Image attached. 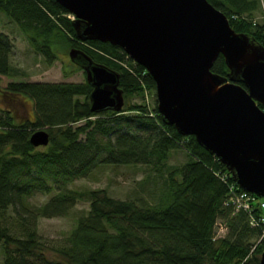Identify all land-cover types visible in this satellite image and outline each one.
Listing matches in <instances>:
<instances>
[{"label":"trees","instance_id":"1","mask_svg":"<svg viewBox=\"0 0 264 264\" xmlns=\"http://www.w3.org/2000/svg\"><path fill=\"white\" fill-rule=\"evenodd\" d=\"M209 1L237 32L264 45V21L250 16L258 9L256 0ZM0 11L18 24L48 65L58 58L53 44L60 37L118 71L126 99L121 112L96 113L87 79L0 86L4 99L31 100L34 107L33 118L18 121L12 107L0 106V264H260L264 222L252 220L264 209L258 203L251 209L233 204V196L244 190L195 136H184L163 121L157 99L155 105L145 100L146 88L155 91L156 86L142 65L109 42L79 40L74 15L56 0H0ZM13 48L10 35L0 32V77L16 75ZM212 71L228 76L223 55ZM135 97L143 101L134 102ZM39 129L50 134L46 147L30 142ZM177 149H184L188 160L169 164ZM100 165L149 167L163 179L158 200L72 187ZM37 194L49 198L33 205L30 199ZM80 201L89 203L88 211L77 219L67 244L56 249L57 257H49L39 219L68 216ZM221 226L225 231L218 236Z\"/></svg>","mask_w":264,"mask_h":264},{"label":"water","instance_id":"2","mask_svg":"<svg viewBox=\"0 0 264 264\" xmlns=\"http://www.w3.org/2000/svg\"><path fill=\"white\" fill-rule=\"evenodd\" d=\"M56 1L75 16L79 40L119 46L147 70L167 125L195 136L242 189L264 197L263 44L237 32L209 0ZM69 55L93 87L91 110L121 112V74L77 47ZM220 55L228 76L212 71ZM30 142L46 147L50 134L39 129Z\"/></svg>","mask_w":264,"mask_h":264},{"label":"rangeland","instance_id":"3","mask_svg":"<svg viewBox=\"0 0 264 264\" xmlns=\"http://www.w3.org/2000/svg\"><path fill=\"white\" fill-rule=\"evenodd\" d=\"M258 9L250 16L256 22L264 21V0H256ZM246 18L248 14L244 15ZM17 23L12 21L5 13L0 11V32H4L13 39L14 48L11 56L12 65L16 75L13 77L1 76L0 86L5 87L10 81H47V82H83L86 80L85 71L73 63L70 58V50L73 48L62 42V38L54 40L53 48L57 53V60L53 65H48L45 57L37 53L31 46L28 39L19 30ZM155 91L146 88L145 100L151 105L156 104ZM134 102H141V97H135ZM0 106L12 107L16 113L17 120L33 118L34 107L31 100H6L0 94ZM188 160L187 152L184 149L172 151L169 164L181 165ZM145 165L113 166L100 165L92 170L85 178L78 179L72 187L79 189H107L109 194L126 199L138 196L148 201L158 200L159 188L163 179L148 169ZM153 191L155 192L152 194ZM48 196L37 194L30 199L33 205H40L48 200ZM89 209V203L80 201L76 204L72 213L65 217L40 218L38 221V233L41 241L47 246L46 254L57 257L56 249L66 245L68 237L76 224L77 219ZM10 214L11 213L10 211ZM218 236L223 230L217 228ZM221 233V234H220ZM4 260V251L0 246V263Z\"/></svg>","mask_w":264,"mask_h":264},{"label":"built area","instance_id":"4","mask_svg":"<svg viewBox=\"0 0 264 264\" xmlns=\"http://www.w3.org/2000/svg\"><path fill=\"white\" fill-rule=\"evenodd\" d=\"M234 196L232 198V199H234L233 204H235L237 206V208H240L241 206H243L246 209H251L255 203H258L261 206V208L264 209V199L259 200L256 197L257 195H255L253 193L243 191L240 195L235 194ZM258 221L264 222V215L259 219H253L252 224L255 225L256 223H258ZM221 229L223 230V232L225 231L224 226H221Z\"/></svg>","mask_w":264,"mask_h":264},{"label":"bare ground","instance_id":"5","mask_svg":"<svg viewBox=\"0 0 264 264\" xmlns=\"http://www.w3.org/2000/svg\"><path fill=\"white\" fill-rule=\"evenodd\" d=\"M244 190V189H243ZM244 191H246V190H244ZM248 192V191H247ZM251 193V192H250ZM254 194V193H253ZM255 195H257V194H255ZM258 196V195H257ZM259 197H261V196H259ZM264 198V197H263Z\"/></svg>","mask_w":264,"mask_h":264},{"label":"flooded vegetation","instance_id":"6","mask_svg":"<svg viewBox=\"0 0 264 264\" xmlns=\"http://www.w3.org/2000/svg\"><path fill=\"white\" fill-rule=\"evenodd\" d=\"M263 110H264V108H263Z\"/></svg>","mask_w":264,"mask_h":264}]
</instances>
